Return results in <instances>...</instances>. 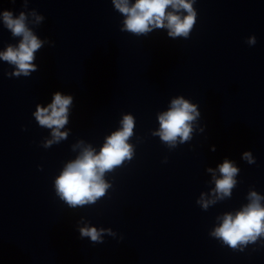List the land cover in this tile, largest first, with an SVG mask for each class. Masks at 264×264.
<instances>
[{
  "label": "water",
  "instance_id": "95a60500",
  "mask_svg": "<svg viewBox=\"0 0 264 264\" xmlns=\"http://www.w3.org/2000/svg\"><path fill=\"white\" fill-rule=\"evenodd\" d=\"M120 2L0 0V54L23 40L4 12L40 42L26 74L0 59V264H264V231L235 247L216 234L264 208V0H184L190 10L169 5L141 33ZM169 14L191 16L186 34L170 35ZM57 93L66 122L41 125ZM177 99L193 108L190 131L166 141L160 117ZM125 117L130 155L103 172V195L69 204L58 178Z\"/></svg>",
  "mask_w": 264,
  "mask_h": 264
},
{
  "label": "clouds",
  "instance_id": "9594fccd",
  "mask_svg": "<svg viewBox=\"0 0 264 264\" xmlns=\"http://www.w3.org/2000/svg\"><path fill=\"white\" fill-rule=\"evenodd\" d=\"M169 5L173 8L180 5L190 10V6L184 3V0H136L132 8L126 6L125 0H121L116 7L128 16L125 21L126 28L131 32L141 33L148 31V26L153 23L156 27H162L165 9ZM24 19L23 13L16 19L12 18L10 12L3 13L6 27L12 31L13 35H22L23 40L18 50L9 48L5 53L0 54V59L15 63L19 70L26 74L30 67L29 62L33 59V52L40 47V42L26 29ZM167 19L168 26L172 29L170 35L186 34L193 24L191 16L181 20L178 16L169 14ZM69 103L70 98L61 97L57 93L50 105V114L46 115L47 109L38 108L37 119L40 124L57 128L63 126L66 122L65 113ZM192 111V106L187 102L181 99L173 101L172 110L160 117L162 138L166 141L174 140L177 135L187 138L190 131L187 122L193 119L189 114ZM132 126L131 117H125L124 130L113 134L99 155L94 156L91 151H86L81 158L67 165L57 180V188L69 204H83L103 195L106 185L102 183L101 175L105 170L119 165L125 157L130 155V148L125 141L131 134ZM54 135L62 134L54 133ZM220 171L224 178L217 181V189L227 194L232 187L231 178L236 169L225 162ZM262 221H264V208H261L258 203H252L244 211L237 213L235 218L226 216L216 234L230 246L235 247L237 242L254 239L256 235L264 231ZM81 234L88 235L93 240L97 239L95 229H82Z\"/></svg>",
  "mask_w": 264,
  "mask_h": 264
}]
</instances>
